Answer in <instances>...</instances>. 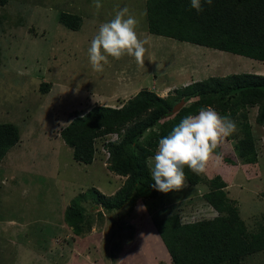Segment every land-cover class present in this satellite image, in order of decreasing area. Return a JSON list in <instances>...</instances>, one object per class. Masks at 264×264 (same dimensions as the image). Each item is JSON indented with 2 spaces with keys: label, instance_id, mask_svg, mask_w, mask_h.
I'll return each mask as SVG.
<instances>
[{
  "label": "rangeland",
  "instance_id": "374dc122",
  "mask_svg": "<svg viewBox=\"0 0 264 264\" xmlns=\"http://www.w3.org/2000/svg\"><path fill=\"white\" fill-rule=\"evenodd\" d=\"M100 2L99 10L94 0H8L0 7V122L18 125L21 133L0 166V264H171L154 218L179 211L186 223L218 214L204 199L208 187L187 180L179 191H160L156 198L139 199L112 213L96 206L92 197L83 201L81 194L92 187L112 196L123 185L126 178L108 169L103 145L117 134L99 139L95 159L84 163L73 157L61 130L93 106H121L143 88L166 97L210 76L264 74V62L150 33L147 0ZM125 7L138 20V37L149 40L145 64L138 66L127 55L109 57L104 71L95 72L88 58L90 42L99 26ZM60 12L80 15L81 27L61 24ZM120 78L130 80L119 84ZM44 82L50 83L48 90L42 89ZM257 113V107L251 108L249 120L258 162L240 160L234 150L237 139L227 137L219 145L222 155H215L202 175L223 176L229 197L252 230L264 222V128L256 123ZM78 199L90 210L97 208L92 231L77 242L65 211ZM243 264H264V250L247 255Z\"/></svg>",
  "mask_w": 264,
  "mask_h": 264
},
{
  "label": "trees",
  "instance_id": "16d2710c",
  "mask_svg": "<svg viewBox=\"0 0 264 264\" xmlns=\"http://www.w3.org/2000/svg\"><path fill=\"white\" fill-rule=\"evenodd\" d=\"M7 2L0 0V7ZM201 5L203 10L197 12L191 7V0H147L148 30L155 35L264 62V0H213L211 5L201 0ZM59 21L73 30L82 25V17L69 12H60ZM42 84V89L48 90L50 83ZM182 99L186 104L173 113V107ZM208 106L221 117L230 114L239 126L229 136L237 139L234 143L237 156L245 163H257V137L249 114L251 108L257 107L256 123L264 128V74L241 72L210 76L179 87L166 97L143 88L121 106H93L87 113L76 115L62 129L61 137L73 148V157L84 163L95 159L99 139L117 134V139L103 145L109 152L108 169L126 177L123 185L112 196L92 187L89 193L81 194L82 200L92 197L96 206L112 213L125 206L133 207L139 199L156 198L160 191L153 187L155 181L147 160L155 155L159 140L180 120ZM20 140L18 125L0 122V166ZM216 155H222L220 146ZM224 160L234 162L229 157ZM184 171L191 186L208 187L204 199L218 214L186 223L179 211L154 218L171 264H241L247 255L264 250V222L257 231L249 230L239 207L229 197L228 183L222 175L205 179L188 168ZM82 200H74L66 208L65 221L74 234L88 237L94 224L92 211L97 207L90 210Z\"/></svg>",
  "mask_w": 264,
  "mask_h": 264
},
{
  "label": "clouds",
  "instance_id": "9594fccd",
  "mask_svg": "<svg viewBox=\"0 0 264 264\" xmlns=\"http://www.w3.org/2000/svg\"><path fill=\"white\" fill-rule=\"evenodd\" d=\"M206 2L211 5L213 0ZM94 7L97 10L102 7L100 0H94ZM191 7L197 12L203 10L201 0H191ZM137 24L138 20L125 7L118 8L113 19L99 26L88 48L89 63L93 71L103 72L104 66L109 63V57L120 60L125 55L133 57L138 66H144L147 51L145 45L149 44V40L138 37ZM236 130L230 114L221 117L211 106L202 107L198 114L188 115L180 120L168 135L159 140L154 157L146 162L151 178L155 181L153 187L163 193L181 190L186 186L185 168L198 176L206 174L218 146ZM256 229L249 230L257 231ZM155 231L157 232L156 228ZM75 236L79 237L78 242L80 236ZM244 258L241 264L244 263ZM55 260L56 258L52 259Z\"/></svg>",
  "mask_w": 264,
  "mask_h": 264
},
{
  "label": "water",
  "instance_id": "95a60500",
  "mask_svg": "<svg viewBox=\"0 0 264 264\" xmlns=\"http://www.w3.org/2000/svg\"><path fill=\"white\" fill-rule=\"evenodd\" d=\"M186 104L185 99H182L178 104L173 107V113H177Z\"/></svg>",
  "mask_w": 264,
  "mask_h": 264
},
{
  "label": "crops",
  "instance_id": "0c3cea01",
  "mask_svg": "<svg viewBox=\"0 0 264 264\" xmlns=\"http://www.w3.org/2000/svg\"><path fill=\"white\" fill-rule=\"evenodd\" d=\"M130 80V79H127V78H120V82H119V84L121 83V80ZM192 82V81H191ZM167 88H169V87H167ZM119 89H120V87H119ZM164 89V88H163ZM131 90H133L132 89V87H131ZM120 91H121V89H120ZM116 93L118 92L117 90L115 91ZM136 95V94H135ZM111 98H112V96L110 97V98H107V99H110L111 100ZM105 101H107V100H105ZM141 228V227H140Z\"/></svg>",
  "mask_w": 264,
  "mask_h": 264
}]
</instances>
